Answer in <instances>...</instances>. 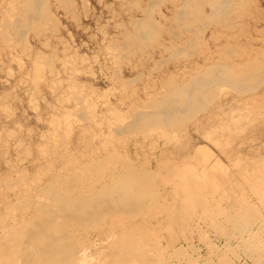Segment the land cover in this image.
I'll list each match as a JSON object with an SVG mask.
<instances>
[{"label":"rangeland","instance_id":"obj_1","mask_svg":"<svg viewBox=\"0 0 264 264\" xmlns=\"http://www.w3.org/2000/svg\"><path fill=\"white\" fill-rule=\"evenodd\" d=\"M33 1L0 0V186L18 172L35 174L50 153L51 173L63 164V158L70 163L71 157L64 156L67 150L74 162L88 163L92 157L85 156L87 150L96 160L102 159L95 165L99 176L94 174L95 187L100 188L106 183L100 178L118 174L119 164L127 165L128 159L132 170L149 174L147 183L155 186L160 207L146 208L133 216L131 224L119 221V229L112 219L102 218L95 231L78 232L75 237L80 242L69 247L81 260L74 264H263L264 210L251 198L236 170L249 172L254 168L250 164L259 166L262 160L258 159L264 158V81L244 94L229 85H217L207 110L204 107L193 118L187 112V117L173 119L176 124L155 119L150 127L139 122L134 126L138 129L129 127L138 112H150V102L163 98L199 67L226 56L241 62L264 53V0H252L246 11L236 10L224 20L211 17V8L199 1L194 8L205 17L192 16L184 23L174 19L181 0H39L38 10L30 6ZM138 20L155 22L149 40L139 37ZM56 132L64 137L57 139L58 144L52 138ZM104 143L115 153L106 157ZM204 150L211 155L205 165L196 162ZM236 160L241 168L233 166ZM188 165L199 170L214 167L206 171L219 184L221 194L215 197L221 209L206 210L202 217V205L193 204L185 212L196 214L184 216L185 222L178 202L189 201L187 194L194 189L193 195L200 193L203 199L211 188L201 186V190L197 180H185ZM71 169L70 175L74 174ZM88 169L82 180L93 179L90 165ZM199 170L196 174L203 176ZM0 191L8 202L13 199L12 193L3 194L4 187ZM1 200L3 212L8 202ZM210 221L217 224L211 226Z\"/></svg>","mask_w":264,"mask_h":264},{"label":"bare ground","instance_id":"obj_2","mask_svg":"<svg viewBox=\"0 0 264 264\" xmlns=\"http://www.w3.org/2000/svg\"><path fill=\"white\" fill-rule=\"evenodd\" d=\"M181 1L180 2L182 4L179 7L178 11L176 10L177 12L174 15V19L176 18L178 23H184L185 20L191 19L192 16H194L196 20H200V19H203L205 17V16H203V12L201 13L200 11H196L194 8L195 4L199 3V1L206 2V5H208V7L211 8V12L209 11L211 13V14L209 13L211 15V17L216 16V17L224 20V19H226L227 16L229 17V15L236 10L237 11L238 10L246 11V8H248L247 6L250 4L249 2L252 0H204V1L203 0H181ZM252 3L253 2H251V4ZM38 4H39V0H36L35 2L33 1V3L30 6L33 7L32 9H37V8H39ZM199 4H198V7H199ZM206 14L207 13H205L204 15H206ZM149 15L151 17V13ZM146 18H147V16L145 17V20H146ZM229 20L232 21L231 19H229ZM150 21L151 22L148 21L145 24L143 23L142 20H138V22H136L137 27L140 29L139 37L141 38V40H145L146 38H147L146 40H149L148 36L153 31V26L155 23L154 21L152 22V20H150ZM204 21H205L204 23L206 24V20H204ZM227 21L228 20H226V22ZM234 21H236V20H234ZM226 22H224V23H226ZM224 23H222V24H224ZM228 23H230V22H228ZM219 24H221V21L219 22ZM227 26H230V25H227ZM237 26H235V27H237ZM188 28H189V26H188ZM204 28H205V26H204ZM240 28H238V29H240ZM155 30H156V28H155ZM201 31H203V29H201ZM232 31H234V29ZM155 33H157V31H155ZM172 34H173V32H172ZM150 38H152V37H150ZM190 40H192V38L189 39V41ZM198 41L199 40H197V42ZM178 50H177V52H178ZM229 50L231 51V49H229ZM226 51H228V50H225V52ZM181 53L185 54V52H183V51ZM228 54H230V53H228ZM174 56H176V55H173L172 57H174ZM177 56H179V55L177 54ZM232 58H235V57H232ZM232 58L226 56V60H220V61L215 62L206 68L199 67L198 69H196V72L194 75H192L191 77H189L188 79H186L182 83H179V84L172 86L173 87L172 90L169 93H167L165 96H163V98H160L155 103L153 101L150 102L149 103V109L151 108L150 112H149V110H148V112L147 111L146 112L141 111V113L138 112V114H136L135 117L133 118V120L134 119L136 120L135 124L133 126H130L129 129H133V127L138 126L139 123L141 124V126L147 125L148 127H150V125L152 126L153 124H155V123H153L155 119L156 120L158 119L157 120L158 122L160 120V122L164 123L165 125H167V124L170 125V122L173 119L180 117V116L184 117L187 115V112H189V115H191V117H192V115H195L197 112L203 110L204 107H205V109L207 108L206 104H207L208 100L211 98L213 92L216 93L215 90L218 91L217 85H220V84H226V86L229 85V87H231V88L233 87L235 89V90L234 89H232V90H234V91L238 90L240 92H243V94H244V92L247 93L246 91H249V90H255V89L257 90V88L260 87L259 85L264 81V53H261V55L259 57H252L246 61H241V62L237 61L235 59H232ZM132 82H134V81H132ZM238 95H240V94H238ZM249 107H252V106H249ZM143 108H145V106ZM147 108L148 107L146 106V110H147ZM201 112H203V111H201ZM62 114L64 115L66 113L62 112ZM240 114H242V113H240ZM63 117H66V116H63ZM81 119H83V118H81ZM188 119L191 120V118H188ZM137 122H139V123L136 124ZM173 122H174V124H176L174 120H173ZM61 123L65 124L64 122H59L60 125H61ZM230 123H232V122H230ZM130 124H133V123L131 122ZM60 125H59V127H60ZM127 126H129V125H126L125 128H127ZM122 127L119 126L118 128H122ZM60 128L64 129V131H65V127L64 128L60 127ZM129 129H127V130L129 131ZM135 129H138V128H135ZM140 129L142 130L143 127H141ZM148 129H150V128H148ZM58 132H59V130H58ZM58 132H56V137L54 135H53L54 137H52L55 142L60 141L57 139L64 138V137L61 138V136H60L61 134H59ZM61 132H62V130H61ZM141 132H143V131H141ZM214 141H216V140H214ZM55 142H53V143H55ZM226 143H228V142H226ZM105 144L107 145V143H104V146H105ZM53 146H54V144H53ZM109 146L110 145H107L106 147H102V150L104 148L106 149V150H103L105 152L104 154L106 157L109 155L111 156L110 153H112V152H113V154L115 153V150H113L112 148L111 149L108 148ZM58 147L59 146H57L58 150L61 149ZM55 150H56V147H55ZM67 151L68 152L64 156L65 157H71L70 159H67L68 162L70 161V163H69V164H71L70 166H69V164L64 162V158L62 156L60 158V160L63 158V164L60 165L59 168H54L53 173H51L50 170L53 169V166H52L53 164H51L50 160H53V159H51V157L53 155H51V153H50L49 157L46 156L47 157L46 158L44 156L45 161L47 163L45 162V163H43V165L41 164L40 166H38L35 174L30 175V173H29V175H28V173L23 174L22 171L20 173L18 172L14 178H11L12 180L10 182H8L9 180L7 181V183L5 181V183L2 186H0V189L2 187H4L3 194L5 192H7L8 195H9V193L13 194V196H12L13 199L11 198L10 202H8V200H7L8 197L5 196V194L3 196H0V208L1 209L3 206L2 204L5 203L1 199H4L5 201L7 200L6 202H8L7 208H5L6 206H4L5 210L3 212H0V264H74L78 260L79 261H81V260L78 259L77 253H75V251H74L75 249L72 250V249H69V247L75 248V246H76L75 243L78 241L80 242V239L75 237L78 232H83V231L87 232V230H90V229H91L90 231H95L96 230L95 225H99L98 222L101 221L102 218H104L107 221H108V219H112V222L116 225V228L119 229L120 225L119 226L117 225V223H120L119 221L123 222L122 225L131 224V222H133V218H134L133 216L141 215V212H143L146 208H152L155 205H157V207H160L158 205L160 202V199H159L160 197L158 196V193H156L155 186L153 187L151 185V183H149L151 181H149L147 183L148 178L150 180V177H148L149 174L143 172L144 170L140 171V172L132 170V168H133L132 163L128 162V159L126 162V163H128L127 165L122 166L121 164L118 163L120 165V167H122V168H120L118 166L121 169V171L118 172V174H111L110 173V175H108L104 180H103V178H100V179H102L100 181H106L105 184H102L100 186V188H101L100 189L99 187L98 188L95 187V184H96L95 179L96 178L94 179V177H95V175L97 176L98 174H100L98 167H96V166H99V164H101L102 159H101V161L96 160V158L94 156L87 154L86 153L87 150H86L85 156L88 158L92 157L89 160V162L88 163H85V162L81 163L80 160H76V162H74L73 161L74 155H72V152L69 155V150H67ZM79 152H81V151L79 150ZM116 152H118V151H116ZM55 153H56V151H55ZM203 153L205 155H203V157L201 159L199 158L198 160H196V159L195 160H196V162H198L200 164L202 163L203 165H205L206 162L210 159L211 155H210L209 151L207 152L206 150H204ZM52 154H54V153H52ZM99 158L100 157H98L97 159H99ZM103 158L105 159V157H103ZM93 159H95V161ZM92 160H93V162H92ZM106 160H107V158H106ZM121 160H123V159H121ZM254 160H257V158ZM258 160H262V162L260 161L261 165H259V166H257V164H256L257 169L255 167V162H254V166H253V164H250V165L248 164L249 167L250 166L254 167L251 171L248 172L247 169L236 170V172H237L236 174L240 175L239 178L243 181V183L246 186H248L250 194L252 196L251 198H253L255 200L258 207L262 211V210H264V164H263L264 158H261ZM245 161H247V160H245ZM248 161H252V160L250 159ZM239 162L240 161L236 160L234 162V164H236V165L233 164V166L236 169L241 168L240 167L241 162H240V164H238ZM260 162H259V164H260ZM78 163L80 164V166L77 167L76 165H78ZM89 165H90V170H91L90 172L92 173L93 179H91V177L90 178L86 177L88 179V181L82 180L83 176H85L84 174L88 173V171H89V169H88ZM248 165L246 164L245 166H248ZM242 166H244V165L242 164ZM71 167H72L71 170H73L74 174L70 175L68 170H70ZM184 168H186L188 171L187 172L188 174L186 173L187 176L185 177V180H190L192 178H193V180H197L198 186L201 190H203L202 187H205L207 185L210 186L211 188H210V193H209L210 195L209 194L207 195L208 197L205 195V196H202L203 199H201V197L199 196L200 193H199L198 197H195L193 195V192L195 191V189H194L192 194H190V193L187 194L189 197V201L185 200V201H182V203L178 202V204H177L179 206L178 209H181V211H182V212H179L180 219L183 218V221L187 222L188 220L186 221L184 219V216H186V219H188V217L193 215L194 213L191 212L190 210H188L189 212H185L186 211L185 209L187 207L193 206V204H197V203H200L203 207V209H202V207L200 209L199 208L200 206L198 207L203 212L201 214L202 217L206 213V210L221 209V206H219V203L216 202V197H215L217 192L220 193L219 184L206 171V169L208 168L207 170H209L210 167L207 166L205 170H199L195 166L188 165V166H185ZM213 168L214 167H211L210 169H213ZM109 169H110V167H109ZM62 170H64V172ZM184 170L185 169H183V171ZM198 170L203 173L202 174L203 176H201L199 172L196 174V171H198ZM103 171L105 172V170H103ZM115 172H117V169ZM88 176H89V174H88ZM184 176H183V178H184ZM102 177H103V175H102ZM40 178L41 179L45 178V179H43V181H41V183H40V180H39ZM183 178H181V179H183ZM34 180H36V182ZM153 183L154 182H152V184ZM182 183H183L182 180L180 182H178V186L180 187V185ZM34 184H38V185L33 187ZM174 187H176V186H174ZM95 188H96V190H95ZM173 188H172V190H173ZM178 188L176 190H178ZM184 190H185V188H184ZM177 192H179V191H177ZM179 193L181 194L182 191ZM171 197L173 198V196H171ZM200 199H201V201H200ZM174 200H176V199H174ZM174 200H172V201H174ZM198 201H200V202H198ZM155 202H157V204H155ZM212 204L214 205L215 208L212 206ZM194 206H196V205H194ZM194 209H195V207H194ZM191 210H193V209H191ZM196 211H197V208H196ZM187 213H189V214H187ZM195 214L193 216H195ZM144 217H145V215H144ZM252 219H254V218H252ZM226 221H228V220H226ZM215 222L212 223V221H210V223L212 224L211 226L216 225L217 223L215 224ZM112 224H110V225H112ZM106 225L109 226L108 223H106ZM122 225H121V229L123 227ZM225 229H226V227H225ZM102 231L103 230H101V232ZM111 235H112V233H111ZM112 236H114V238H115V235H112ZM108 237H109V235H108ZM124 237H125V235H124ZM241 237L242 236H240V238ZM106 239H107V236H106ZM114 241H116V240H114ZM140 241H142V240H140ZM123 242L124 241L122 240V243ZM123 244L126 245L125 243H123ZM133 245H135V243ZM135 246H139V245H135ZM136 248H138V247H136ZM249 248H251V247H249ZM142 249H143V246H142ZM83 250H85V248ZM126 250L129 251L128 249H126ZM118 253H119V251H117V254ZM117 254H116V256H117ZM145 254H143V256H145ZM120 255H122V254L120 253ZM120 255H118V256H120ZM94 256H96V255H94ZM99 256L97 254V257H99ZM143 256H142V259H143ZM123 258H124V256H123ZM140 258L141 257H139V259ZM118 259L119 258H117V260ZM120 260H122V259L120 258ZM150 260H151V258H150ZM151 262H153V261H151ZM103 263H105V262H103Z\"/></svg>","mask_w":264,"mask_h":264}]
</instances>
